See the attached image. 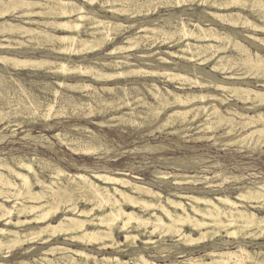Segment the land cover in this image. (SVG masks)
Instances as JSON below:
<instances>
[{"label":"rangeland","instance_id":"374dc122","mask_svg":"<svg viewBox=\"0 0 264 264\" xmlns=\"http://www.w3.org/2000/svg\"><path fill=\"white\" fill-rule=\"evenodd\" d=\"M76 1L88 10L94 11L103 20L121 22L126 26L132 24V27L123 29L113 40H109L98 33V28H90L89 21H84L76 34L83 38H90L91 44L90 49L79 53L55 49L56 46L53 44L48 42L42 44L38 39L31 40L22 34L0 35V54L20 58L43 56L64 59L70 57L76 63L124 60L126 62L121 64L119 69L106 66L105 70L117 71L116 73L125 71V73L102 80L95 79L89 74L60 75L46 72L44 68L5 67L0 64V157L38 156L40 159L60 165L71 175L77 173L91 175L94 171L111 174L120 172L121 176L161 192L164 203L168 197L185 202L191 212L189 200L179 197L176 193L200 195L215 201L222 195L236 199L244 187H255L258 183L264 182V130L251 135L250 133L260 126H243V122L249 117H256L259 112L264 113V103L244 101L233 96L229 91L215 88L210 83L212 78L206 73L212 72L215 75L214 78L222 82L249 86L264 92V69L258 70L252 63V58H256V54H260L264 61V17L262 14L253 12L248 7L243 9L216 6L212 0H188L182 6L157 3L148 7L139 3H128L126 0ZM206 10L241 11L253 23H259L261 27L235 26L227 21L210 17ZM21 13V10L15 9L6 18L24 26H39L57 34H67L55 29L52 23L48 25L28 21L29 19L40 21L64 19L60 15L51 13L22 15ZM203 16L212 19H209L207 24L218 28L220 33H226L230 37L204 40L201 43L215 45L205 55H200L193 60L169 55L166 51H178L185 42L195 43V38L184 37L177 30H173L174 26L170 23L167 24L166 30L156 32L158 35L149 30L150 28L145 29L150 26V19L161 17L177 23L181 19L198 21ZM117 45H125L128 48L118 49L112 55L108 54ZM218 47L222 49L214 58L208 59ZM160 56L167 57L171 62L161 61L158 59ZM221 56H225L224 65L213 69L215 64H219L218 57ZM176 61L188 67H174ZM138 67L149 70L168 67L199 77L203 81L205 79L206 84H196L194 81L187 80H168L163 75L145 72H140L138 75L135 71ZM60 80L73 84L81 83L80 85L91 84L94 87L87 90H70L56 83ZM50 84L57 86L62 94L60 100L53 102L52 105L49 103L53 100V95L46 90ZM154 84L163 92L161 96L155 97L154 90H157V87ZM103 86L111 87L113 91L103 89ZM23 89L29 90V96L23 94ZM160 90L158 91L161 92ZM187 93L200 95L185 104L174 102V94L186 97ZM65 98H69L70 101H65ZM32 100H40L37 112L20 115L22 117L19 115L14 117L11 114L16 109L25 110ZM174 111L181 115L173 113ZM59 132H68L69 136L77 139L78 143L84 147L94 142L91 137V132H94L107 149L104 147L94 154L75 151L71 147L77 144L71 143L72 146H69L62 143L55 136ZM26 133L38 136L40 139L26 136ZM36 168L41 171L39 164H36ZM86 168L89 171H85ZM40 175L46 180H51L49 171L45 170ZM234 176H241V179L236 180L232 178ZM60 180L66 181L65 176H61ZM35 188L40 189L39 186ZM24 202L30 203L28 199ZM239 203L248 206L252 211L264 214V209L253 208L249 202L240 200ZM79 206L92 207L82 201L79 202ZM128 209L132 208L128 207ZM63 213L64 211L61 210L52 218L53 224L59 221ZM99 213L100 210L96 209L93 215ZM139 213L145 217L148 216L146 212ZM157 213L167 220L163 213L160 211ZM36 225L21 229L27 230ZM0 226L12 227L3 223H0ZM184 230L185 233H192L194 237L199 236L190 227H184ZM133 233L140 234V240L136 241L135 246L125 243L124 233L116 232L117 240L123 243L120 247L122 251L113 248L99 249L96 245H84L77 241L65 240L60 236L53 238L47 244L27 243L12 251L9 257L0 256V264H47L45 256L53 260L51 264H58L60 255L44 254L50 246H64L72 251L69 250L74 258L79 260L81 256L73 251L82 249L99 259L120 257L122 261L129 264L134 263V258L138 254H143L157 264H193L188 259L203 257L205 262L211 261L206 254L213 249L235 250L239 244L246 245L249 251L264 248L263 236L242 238L243 236L239 235L234 238L225 237L226 232H224L223 239L230 241L227 244L221 242L220 235H215L204 243L186 246L179 241L178 236L170 235V233L164 234L163 237L159 234L153 235L151 238L158 240L155 245L143 243L149 239L147 230L133 231ZM88 263L94 264L92 259Z\"/></svg>","mask_w":264,"mask_h":264},{"label":"bare ground","instance_id":"6f19581e","mask_svg":"<svg viewBox=\"0 0 264 264\" xmlns=\"http://www.w3.org/2000/svg\"><path fill=\"white\" fill-rule=\"evenodd\" d=\"M111 1L112 0H106V2ZM187 1L188 0H126L128 3H139L147 7L157 3H163L167 6H182L185 5ZM212 1L214 5L224 8L237 7L245 9L248 7L253 12H259L264 17V0ZM91 2H93V0H91ZM15 9L21 10L22 15H43L47 13L60 15L64 19L56 21L29 19L28 21L34 23L41 22L48 25L52 23L51 25L55 29L67 34H57L50 30L40 28L39 26H24L20 23H13L6 17ZM206 12L210 14V17L212 18L227 21L235 26H251V28L261 27L259 23H253V21L248 19L241 11L235 12L228 10L225 12H219L206 10ZM210 17L203 16L198 21H185L181 19L177 23L160 17L158 19H150L151 24L145 29L150 28L149 30L155 33V35H158L156 32L166 30L167 24L170 23V25L173 24L174 26L173 30H177L184 37L195 38V43L191 41L185 42L180 46L178 51H166L169 55L193 60L200 55H205L210 51V48L215 45L213 43H201L204 40L219 38L228 39L230 37L226 33H220L218 28L207 24L210 21L209 19H211ZM84 21H89L90 23L88 24L90 28H98V33L109 40H113L123 29L132 27V24L126 26L121 22L107 19L103 20L94 11L88 10L76 0H0L1 36L6 34H22L26 35L31 40L38 39L42 44L43 42L53 44L56 46L55 49L79 53L90 49L89 46L91 44L90 38H83L76 34V31L84 24ZM140 29L144 28L140 27ZM253 37L258 38L256 36ZM124 48H128V46H114L108 54L112 55L118 49ZM236 48L237 47H235V49ZM221 49L222 47H218L216 51L211 53L208 59L214 58ZM158 59L164 62H171L165 56H160ZM224 59L225 56L218 57L219 64H215L213 69H218L221 65H224ZM125 62L126 61L124 60H103L100 62L95 61L93 63H76L75 60L70 57L64 59H51L43 56H27L25 58H20L14 55L0 54V64H3L5 67L21 66L26 68L29 66L44 68L46 72L60 75L76 73L89 74L95 79L102 80H108L115 76L123 75L125 71H120L118 73H116L117 71L109 72L105 70V67L119 69L120 65ZM252 63L258 70L264 69V61L261 59L260 54H256V58H252ZM174 67L184 68L188 66L176 61L174 62ZM200 69L202 71L204 70L203 68ZM135 71L138 75L140 72H145L163 75V77H166L168 80H187L190 82L194 81L196 84H206L205 79L203 81L199 77H193L188 73L175 71L168 67L152 70L138 67ZM206 73L209 75L208 77L212 78V82L210 83L213 84L215 88L229 91L233 96L244 101L264 103L263 91L253 89L249 86L238 85L236 83L222 82L216 80V77L214 78L215 75L212 72L207 71ZM56 83L60 87L70 90H87L88 88L94 87L91 84H73L64 80L57 81ZM156 87L157 90H154L155 97L161 96L163 92L158 86ZM102 88L108 91L112 90V88L108 86H103ZM46 90L53 95V100L49 103L50 105H52L53 102L60 100L62 94H60L61 92L57 86L50 84L47 86ZM167 90L170 91L169 89ZM23 94L29 96V90L23 89ZM198 95L200 94L187 93L185 95L186 97H184V95L174 94L173 97L174 102L185 104L196 99V96ZM65 101L70 100L69 98H65ZM39 106L40 100H32L25 110L16 109V111L14 110L11 114L14 115V117L23 114L28 115V113L34 114L37 112ZM173 113L179 114L177 111H174ZM212 113L214 112L212 111ZM180 115L181 114H179V116ZM22 122L23 121H21V123ZM250 125L260 126V128L254 129L250 133L251 135L257 131H263L264 113L259 112L256 117L251 116L243 122L244 127ZM26 136H31V134L26 133ZM55 136L66 145L72 146L71 143H76L77 145L75 144L76 146L71 148L75 151H82L85 154H94L95 152L104 149V147L107 149L104 142H102L94 132H91V137L94 142H90V145L85 147L78 143L79 141L77 139L69 136L68 132H59ZM31 137L36 140L40 139L38 136ZM36 164H39L41 171L36 168ZM45 170L49 171L51 180H46L41 177L40 173H44ZM85 171L89 170L86 168ZM120 174L122 173L116 172L115 174H111L94 171L91 175L85 173L71 175L60 165L53 164L46 159H40L38 156L29 157L14 155L11 157H0V223H3L4 225H12L11 228L0 226V256L6 258L10 256L12 251L26 245L27 243L39 242L47 244L53 240V238L60 236L64 237L65 240L77 241L84 245H96L99 249L113 248L117 249V251H122L120 247L123 243H120L117 240V231L124 233L126 244L134 246L136 241L140 240V234H135L133 231L139 232L140 230H147L149 233V239L143 242L145 245H148L149 243L153 245L157 244L158 240H153L151 237L155 234H159L163 237L166 233L178 236L179 241L186 246H194L196 244L204 243L207 239L210 240L215 235H220L221 242L227 244L230 241L223 239L224 235H222V233L224 232H226L225 237L229 236L237 238L239 235H242V238H248L250 236L256 238L261 236L264 237V214L252 211L248 206L239 203L240 200H244L245 202H249L253 208L264 209V182L258 183L255 187L246 186L241 191L239 190L240 193L237 195L236 199L230 198L228 195H222L218 196L215 201L209 197L200 195H181L176 193L179 197L189 200L188 204L192 210L191 212L185 202L168 197L167 201L164 203L162 201L163 195L161 192L146 185L138 184ZM61 176H65L66 181H61ZM240 177L241 176H234L232 178L239 180L241 179ZM35 186H39L40 189H36ZM25 199H28L30 203H25ZM80 201L85 202L92 207L81 208L79 206ZM128 207L132 209L129 210ZM96 209L97 211L100 210V213L93 215ZM61 210L64 211L63 216L57 223L53 224L52 218ZM158 211L163 213L167 220L159 215L157 213ZM139 212H146L148 213V216L145 217ZM29 225L36 226L27 230L21 229L22 227ZM184 227H190L191 230L196 231L199 236L194 237L192 233H185ZM69 250L70 249L64 246H50L44 254L52 253L54 256L60 255L58 264H89L88 261L90 259L93 260L94 264H129L126 261H122L120 257H105L99 259L97 256L89 254L82 249L73 251L81 256V260H79L74 258L70 254L72 251L70 250L69 252ZM206 256L211 261L205 262L203 257L190 258L188 260L193 264H264V248L258 251H249L244 244H239L235 250L230 248L222 250L213 249L207 253ZM45 258L47 259V264L52 263V259L46 256ZM133 264L157 263L144 257L143 254H138L134 258Z\"/></svg>","mask_w":264,"mask_h":264}]
</instances>
